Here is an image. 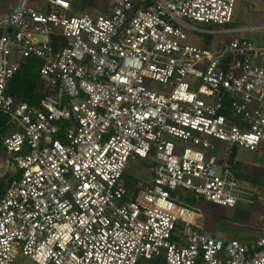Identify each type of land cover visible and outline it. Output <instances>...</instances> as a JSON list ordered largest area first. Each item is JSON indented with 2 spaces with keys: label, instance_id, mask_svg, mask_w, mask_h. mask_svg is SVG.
Instances as JSON below:
<instances>
[{
  "label": "built area",
  "instance_id": "2783aa9c",
  "mask_svg": "<svg viewBox=\"0 0 264 264\" xmlns=\"http://www.w3.org/2000/svg\"><path fill=\"white\" fill-rule=\"evenodd\" d=\"M92 2L0 0V112L14 129L0 139V264H264V214L254 242L224 239L174 195L257 202L236 165L240 149L264 150V45L232 25L237 0ZM187 29L230 38L202 49ZM27 58L41 61L37 104L7 91ZM214 139L225 157L207 155ZM137 158L153 181L130 187Z\"/></svg>",
  "mask_w": 264,
  "mask_h": 264
},
{
  "label": "rangeland",
  "instance_id": "374dc122",
  "mask_svg": "<svg viewBox=\"0 0 264 264\" xmlns=\"http://www.w3.org/2000/svg\"><path fill=\"white\" fill-rule=\"evenodd\" d=\"M189 24L202 30L222 29L220 26L209 25L205 23L187 20ZM233 26L247 27L248 32L244 36L255 45H264V0H237L236 10L234 14ZM188 40L186 44L193 45L202 49H211L219 47L220 42L228 40L230 37L225 34L208 33L205 31H197L187 29ZM150 87L156 91L165 92L168 86L151 82ZM14 129L9 127L5 135L13 133ZM3 135V136H5ZM2 136V137H3ZM174 143L178 148L183 147L180 140L174 139ZM215 149L206 153L207 155H215L218 157L226 156L228 144L222 141L213 140ZM183 149V148H182ZM179 152H182L179 150ZM1 151L0 163L4 157ZM238 161L236 171L241 186L245 189L255 191L256 203L249 205L239 203L235 208L219 207L212 203H207L203 198H198L192 192H184L180 190L175 192V196H179L184 202H189L203 217L200 222L204 230L208 233L216 234L224 239H239L246 243L254 242L260 233V227L255 224L258 218L264 214V150L261 152H252L240 149L238 152ZM151 160L137 158L131 161L125 171V179L130 187H140L150 184L153 177L150 171ZM5 169L2 170L4 172ZM13 264H38L30 257L18 254Z\"/></svg>",
  "mask_w": 264,
  "mask_h": 264
},
{
  "label": "trees",
  "instance_id": "16d2710c",
  "mask_svg": "<svg viewBox=\"0 0 264 264\" xmlns=\"http://www.w3.org/2000/svg\"><path fill=\"white\" fill-rule=\"evenodd\" d=\"M85 6L93 7L92 0H83ZM41 61L37 58H27L20 70L11 79L8 93L17 100L29 104H37L45 97V84L40 75ZM9 117L0 112V139L6 134ZM213 234V233H211Z\"/></svg>",
  "mask_w": 264,
  "mask_h": 264
}]
</instances>
